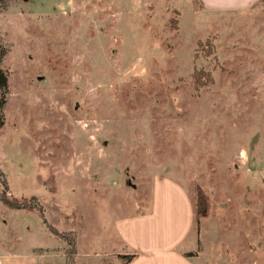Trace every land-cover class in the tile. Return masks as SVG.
I'll list each match as a JSON object with an SVG mask.
<instances>
[{
    "label": "rangeland",
    "instance_id": "1",
    "mask_svg": "<svg viewBox=\"0 0 264 264\" xmlns=\"http://www.w3.org/2000/svg\"><path fill=\"white\" fill-rule=\"evenodd\" d=\"M0 34V171L25 207L2 204L29 213L3 238L14 262L125 264L117 224L164 178L193 207L195 264H264V1L6 0Z\"/></svg>",
    "mask_w": 264,
    "mask_h": 264
},
{
    "label": "crops",
    "instance_id": "2",
    "mask_svg": "<svg viewBox=\"0 0 264 264\" xmlns=\"http://www.w3.org/2000/svg\"><path fill=\"white\" fill-rule=\"evenodd\" d=\"M194 1L203 9L220 11L250 9L259 2V0ZM12 6L17 5L11 3ZM172 182L157 178L152 210L119 220L117 234L123 247L128 253L138 254L128 264H195L191 259L193 255L184 254L187 252L185 251L188 246L187 239L193 222V207L187 195L179 191ZM1 189L0 183V191ZM23 211L6 209L0 200V264H18L14 261L19 257L20 250L15 253L9 251L3 244V238L5 239L6 235L18 239L21 237L20 230L29 228L27 222L29 213ZM5 222L8 225H5Z\"/></svg>",
    "mask_w": 264,
    "mask_h": 264
},
{
    "label": "trees",
    "instance_id": "3",
    "mask_svg": "<svg viewBox=\"0 0 264 264\" xmlns=\"http://www.w3.org/2000/svg\"><path fill=\"white\" fill-rule=\"evenodd\" d=\"M264 0H259V2H262ZM258 2V3H259ZM6 4V0H0V6H4ZM211 46V45H210ZM211 52V51H210ZM7 54V49L2 42L1 34H0V128L5 124V106L9 99V77L6 69L3 68L2 63L4 60L5 55ZM196 78H198V74L195 73ZM0 183L2 184V189L0 191V200L1 202L5 203L6 205L10 206L11 208L16 207H25L24 203L19 204L16 203L14 198L8 196V192L10 191L9 184L7 182L6 176H4V172L0 171ZM3 172V173H2ZM198 195L197 199V217L200 219L207 215L208 211V201L207 198L204 197V195ZM43 213V212H42ZM42 219L45 222L47 228L51 230L50 232L54 231L57 232L56 229H54L51 225L47 224V220L44 215H42ZM185 255L192 256V252H186ZM137 255L136 254H127L126 256L123 255V257L126 259L125 264L130 263Z\"/></svg>",
    "mask_w": 264,
    "mask_h": 264
}]
</instances>
